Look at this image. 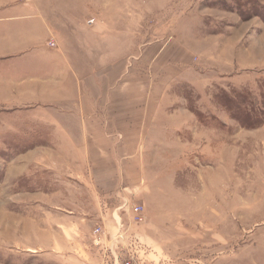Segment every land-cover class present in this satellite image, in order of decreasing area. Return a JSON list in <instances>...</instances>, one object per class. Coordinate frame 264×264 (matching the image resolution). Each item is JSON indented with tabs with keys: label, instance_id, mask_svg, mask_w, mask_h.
Instances as JSON below:
<instances>
[{
	"label": "rangeland",
	"instance_id": "1",
	"mask_svg": "<svg viewBox=\"0 0 264 264\" xmlns=\"http://www.w3.org/2000/svg\"><path fill=\"white\" fill-rule=\"evenodd\" d=\"M41 2L48 46L134 83L144 130L116 134L104 195L40 115L0 109V264L111 263L134 237L145 264H264V0Z\"/></svg>",
	"mask_w": 264,
	"mask_h": 264
},
{
	"label": "crops",
	"instance_id": "2",
	"mask_svg": "<svg viewBox=\"0 0 264 264\" xmlns=\"http://www.w3.org/2000/svg\"><path fill=\"white\" fill-rule=\"evenodd\" d=\"M42 2L30 0L26 5L19 0H0V109L40 115L54 133V146L61 150L59 160L79 165L76 177L82 179L91 174L89 178L99 189L98 194H109L113 178L111 173L107 177L101 174V169L112 165L107 157L114 143L119 142L120 135L116 134L129 127L143 131L133 119L142 118L146 108L144 104L137 107L143 101L135 93L128 96L129 89H136L134 83L118 82L122 73L117 77L109 75L111 63L88 71L80 66L71 51L86 52L88 46L71 45V50L59 38L57 49L48 46V40L56 37L52 36L49 14L35 6ZM149 95L154 101L156 95ZM158 109H154L152 126L159 121ZM167 115L171 120V111Z\"/></svg>",
	"mask_w": 264,
	"mask_h": 264
},
{
	"label": "built area",
	"instance_id": "3",
	"mask_svg": "<svg viewBox=\"0 0 264 264\" xmlns=\"http://www.w3.org/2000/svg\"><path fill=\"white\" fill-rule=\"evenodd\" d=\"M87 22L91 24L93 23V19H89ZM48 45H54V42L48 40ZM132 210L136 220L142 222L143 216L141 206H134ZM99 232V227L94 229V233ZM147 252H149L147 246L141 243L140 239L134 237L133 240L123 247L119 253L114 252L111 263L103 262V264H145L147 260Z\"/></svg>",
	"mask_w": 264,
	"mask_h": 264
},
{
	"label": "trees",
	"instance_id": "4",
	"mask_svg": "<svg viewBox=\"0 0 264 264\" xmlns=\"http://www.w3.org/2000/svg\"><path fill=\"white\" fill-rule=\"evenodd\" d=\"M223 92V91H222ZM224 94H225V92H224ZM227 98V100L229 101L230 99L228 98V97H226ZM237 113V114H236ZM236 113L234 114L235 115V117L234 118H236V119H238L239 120V122H242V120H240V115H242V116H245V118L247 119V120H251V119H249V117H251L250 115H248L247 114V112H244V114H242V111L240 110V111H236ZM239 114V115H238ZM243 125H245V124H243ZM248 126H254V124H247Z\"/></svg>",
	"mask_w": 264,
	"mask_h": 264
}]
</instances>
